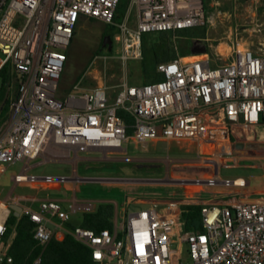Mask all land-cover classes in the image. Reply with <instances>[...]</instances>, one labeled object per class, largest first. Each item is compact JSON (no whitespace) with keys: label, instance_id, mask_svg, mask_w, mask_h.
<instances>
[{"label":"built area","instance_id":"2783aa9c","mask_svg":"<svg viewBox=\"0 0 264 264\" xmlns=\"http://www.w3.org/2000/svg\"><path fill=\"white\" fill-rule=\"evenodd\" d=\"M121 0H0V91L8 101L0 127V168L23 163L15 185L42 180L65 183L79 166L125 151L133 142H197L221 157L231 154L235 125L264 123V51L253 54L235 41L228 59L218 55L176 57L156 67L157 82L139 86L126 81L109 88L82 89L78 82L60 98L59 82L77 24L93 20L116 30L122 63L142 60L141 39L147 33L204 27L210 22L203 0H127L119 22ZM133 20H130V14ZM6 76L3 79L2 73ZM78 93V94H76ZM124 111L133 122L117 116ZM131 134H127V130ZM98 154V158L91 155ZM83 155V156H81ZM37 165L65 163L71 178L35 177ZM211 179L206 186L245 188L247 181ZM139 200V199H136ZM139 200L143 206L127 213L113 228L95 232L66 224L76 212L94 211V201L45 197L38 210L20 205L21 216L35 224L33 239L45 246L68 234L91 251L97 264H264V199L228 205L200 206L201 230L184 231L182 200ZM147 202V203H145ZM64 203H70L65 210ZM145 203V205L143 204ZM9 211L0 201V264H20L3 249ZM184 247V250H183ZM37 259L34 264H38Z\"/></svg>","mask_w":264,"mask_h":264},{"label":"rangeland","instance_id":"374dc122","mask_svg":"<svg viewBox=\"0 0 264 264\" xmlns=\"http://www.w3.org/2000/svg\"><path fill=\"white\" fill-rule=\"evenodd\" d=\"M208 0H204L207 4ZM127 0H121L119 13H126ZM211 17V15H210ZM204 27H198L178 32L174 40L177 52L185 53L187 35L191 44L203 43L200 40L209 37L205 43L204 51L213 57L218 55L219 62L224 63L229 55V47L235 25L241 32V39L245 43H251L252 47L258 42L256 37L264 35V26L255 27V23L249 20L233 22L226 17H214ZM133 20V14H130ZM106 31L108 34L116 33L115 29L106 27L99 21L82 19L76 26L72 45L67 50V60L59 82L60 98L73 93L72 87L78 82L82 89L92 87L109 88L112 93L120 83L126 81L129 85L139 86L145 84L146 78L142 75V60L127 61L125 64L119 59V46L112 43V51L100 50V40ZM206 31V32H205ZM189 45V47H190ZM250 45H244L246 49ZM251 50V49H250ZM252 51V50H251ZM253 52V51H252ZM204 54V53H203ZM150 80V73L148 74ZM78 94V93H76ZM125 150L115 153L106 159H98L86 165L79 166L77 174H71V166L65 163H46L37 165L39 160L32 162L35 165L28 175L35 177H65L71 178L73 182L45 183L41 181L23 182L15 185L12 177L21 172L23 163L17 162L10 166L0 168V201L9 204L18 199L20 205L38 210V201L46 196L57 200L94 201L95 206L99 201L112 200L117 207V222H122V217L127 213L136 212L143 208L139 200L125 196V193H165L172 196L181 195L184 204H199V200L193 195L195 193L223 192L235 193L237 191L260 190L264 191V159L245 160L230 155L221 157L216 154L212 157L210 149L202 150V145L197 142H148L146 145H136L133 142L123 144ZM232 150V147H231ZM213 153V152H212ZM83 156V155H81ZM98 158V154L91 155ZM97 179L99 182H84L83 179ZM233 180L242 178L247 181L245 188L224 187L217 181L216 186L204 185H179L177 181H201L211 179ZM154 181V182H153ZM107 190V191H105ZM116 194L113 197L104 198L101 193ZM183 195V196H182ZM184 195H190L186 197ZM137 201L139 204L133 202ZM153 201L152 199L147 200ZM145 202V203H147ZM129 203V205H128ZM145 203H143L145 205ZM70 203L62 204L65 210L69 209ZM128 205V206H127ZM127 206V207H126ZM81 213L76 212L70 216L69 222L78 224ZM12 239L3 243V249L7 250ZM184 250V247H183Z\"/></svg>","mask_w":264,"mask_h":264},{"label":"trees","instance_id":"16d2710c","mask_svg":"<svg viewBox=\"0 0 264 264\" xmlns=\"http://www.w3.org/2000/svg\"><path fill=\"white\" fill-rule=\"evenodd\" d=\"M120 19L121 15L118 7L114 21L119 22ZM104 34L108 33L104 31ZM108 36L112 40L113 34H108ZM177 36H179L178 33L176 34V37ZM184 36L186 37L185 44H187L185 50L186 52L184 54L177 52L176 43L173 40V35L171 33H147L142 36L141 71L143 77L146 78V81L144 82L145 84L149 82H157L162 79L161 76L155 72L157 65L160 63H166L173 60L177 53L181 57L193 55L189 51L191 40H188L187 35ZM98 53H100V49L96 51V54ZM149 73L151 74L150 80L147 81ZM2 77L4 80L7 79L4 71L2 73ZM1 103L2 108L0 113V125L5 121L6 113L8 111V101L4 100V89L0 91V104ZM117 116L124 119L127 124H132L133 122L132 118L124 111H117ZM126 132L128 135L131 134L130 129ZM101 195L106 198L108 196L113 197L116 194H107L102 192ZM114 211L115 207L112 203L100 202L97 204L94 211L82 213L78 224L68 222L66 227L68 230H72L75 227H81L95 232L105 229L112 231ZM182 211L184 231H200V206L194 204L184 205L182 207ZM6 226L7 228L3 238V243H5L12 235V239L7 247L6 253L17 263L34 264V262L38 259V264H97L91 257L90 249L74 240L73 237L68 234H66L62 240L52 238L45 246L38 245L33 239L35 224L27 216L16 218L13 214H10L7 218Z\"/></svg>","mask_w":264,"mask_h":264},{"label":"crops","instance_id":"0c3cea01","mask_svg":"<svg viewBox=\"0 0 264 264\" xmlns=\"http://www.w3.org/2000/svg\"><path fill=\"white\" fill-rule=\"evenodd\" d=\"M203 3H204V0H203ZM204 11H205L206 16L210 18L211 21L213 20L212 16L214 17L223 16L224 18L226 17V19L233 21L235 23L249 20L250 22L255 23L254 24L255 27L258 26L257 24H259V26H262V25L264 26V0H208L207 4H204ZM231 35H232L233 40L230 43L229 52L235 41L240 42L243 45V47L244 45L245 46L250 45V47L248 46L247 48L249 51L252 50L253 52L252 51L251 52L253 54L259 53L258 51L260 48H262L264 51V35H262V37L261 36L256 37L258 42L256 43V46L254 47H252L251 43H247V42L244 43L242 41L240 37L241 32L238 29L237 25H235L234 32ZM200 41L203 42L204 44L203 48H205L204 42H208L209 37L206 36L205 38H202ZM206 54L207 53H204V54L201 53L198 55H206ZM192 56H195V55H192ZM1 108H2V103L0 104V113H1ZM7 113H6V119H7ZM231 139H232L231 140L232 155L234 157H237L238 159H245V160L264 159V123H259L249 128L244 127L241 124L235 125L232 128ZM208 192L209 193H223V192H213V191L211 192L208 191ZM235 193L244 194V195H254V194L264 195V191H260V190L237 191ZM100 202H104V201H99V203ZM106 202L112 203L114 205L115 213L117 214V207L114 201L108 200ZM138 202L135 201L133 203L139 204ZM139 205L142 206V204H139ZM220 206H223V205H220Z\"/></svg>","mask_w":264,"mask_h":264},{"label":"water","instance_id":"95a60500","mask_svg":"<svg viewBox=\"0 0 264 264\" xmlns=\"http://www.w3.org/2000/svg\"><path fill=\"white\" fill-rule=\"evenodd\" d=\"M111 38L107 36L104 40V44L108 45L109 51L111 50ZM191 54H201L205 53L204 49L197 50V51H190ZM232 153V150H231ZM42 181V180H39ZM84 182L96 183L99 182L97 179H83ZM66 182H73L72 180H67ZM154 182V181H153ZM179 185H208V182H201V181H193V182H186V181H177ZM125 196L130 198L139 199V200H149V199H170V198H180L181 195H169L165 193H125ZM183 196V195H182ZM186 197H190V195H184ZM196 199L199 200V204H208V205H228L233 203L242 202L245 199L248 200H260L264 199V195H244L239 193H195L193 195ZM9 209H11L12 214L14 217L19 218L21 213V208L14 204L8 205Z\"/></svg>","mask_w":264,"mask_h":264},{"label":"flooded vegetation","instance_id":"af4514ba","mask_svg":"<svg viewBox=\"0 0 264 264\" xmlns=\"http://www.w3.org/2000/svg\"><path fill=\"white\" fill-rule=\"evenodd\" d=\"M108 36V34H103L102 37H101V40H100V50H106L108 52L112 51V45H111V50L109 51L108 49V45L104 44V40L105 38ZM112 41V40H111ZM112 44V43H111ZM204 47V44L203 43H200V44H191L190 47H189V51L193 50V51H197V50H202Z\"/></svg>","mask_w":264,"mask_h":264},{"label":"bare ground","instance_id":"6f19581e","mask_svg":"<svg viewBox=\"0 0 264 264\" xmlns=\"http://www.w3.org/2000/svg\"><path fill=\"white\" fill-rule=\"evenodd\" d=\"M236 181H237V183H242L243 182L242 178H238Z\"/></svg>","mask_w":264,"mask_h":264}]
</instances>
